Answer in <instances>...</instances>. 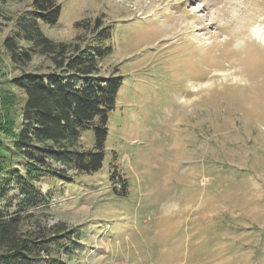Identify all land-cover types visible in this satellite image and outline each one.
I'll return each mask as SVG.
<instances>
[{
	"label": "rangeland",
	"instance_id": "rangeland-1",
	"mask_svg": "<svg viewBox=\"0 0 264 264\" xmlns=\"http://www.w3.org/2000/svg\"><path fill=\"white\" fill-rule=\"evenodd\" d=\"M30 1L9 0L7 14ZM57 1L59 24L42 23L44 33L82 39L77 23L100 18L114 27L102 73L124 76L103 166L75 182L43 185L49 222L78 231L74 255L64 260L264 264V42L253 33L259 25L264 31V0ZM10 30L0 17V139L7 146L12 137L3 128L19 126L26 100L12 85L20 70L4 47ZM52 66L38 54L24 70ZM82 142L94 145L93 130ZM0 152L4 164L8 151Z\"/></svg>",
	"mask_w": 264,
	"mask_h": 264
},
{
	"label": "trees",
	"instance_id": "trees-1",
	"mask_svg": "<svg viewBox=\"0 0 264 264\" xmlns=\"http://www.w3.org/2000/svg\"><path fill=\"white\" fill-rule=\"evenodd\" d=\"M7 2L0 0V17L11 22L4 47L20 70L12 85L26 100L17 130L3 128L11 144L0 139V150L8 151L0 163V264H70L62 254L74 255L78 231L63 221L49 222L42 212L50 200L43 185L75 182L103 166L108 120L124 80L116 70L102 73L114 27H103L100 18L78 22L86 37L55 41L42 23L59 24L57 0H31L14 16L7 14ZM38 54L51 60L50 70L25 71ZM86 130L94 132L92 147L83 145Z\"/></svg>",
	"mask_w": 264,
	"mask_h": 264
},
{
	"label": "bare ground",
	"instance_id": "bare-ground-1",
	"mask_svg": "<svg viewBox=\"0 0 264 264\" xmlns=\"http://www.w3.org/2000/svg\"><path fill=\"white\" fill-rule=\"evenodd\" d=\"M255 30V32L253 31L254 35L256 34L257 38L263 40L264 42V31H263V27L259 26H255V28H253ZM252 29V30H253Z\"/></svg>",
	"mask_w": 264,
	"mask_h": 264
}]
</instances>
